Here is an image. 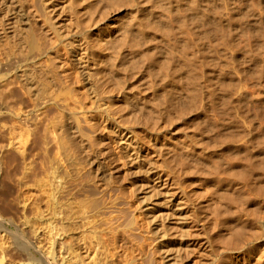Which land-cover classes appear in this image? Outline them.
Returning <instances> with one entry per match:
<instances>
[{"label": "rangeland", "instance_id": "obj_1", "mask_svg": "<svg viewBox=\"0 0 264 264\" xmlns=\"http://www.w3.org/2000/svg\"><path fill=\"white\" fill-rule=\"evenodd\" d=\"M152 5L149 3L150 11L158 10ZM234 6L240 10L256 7L255 14L248 11L244 15L243 24L248 28L256 19L264 20V3L254 5L245 0L226 6L222 24L239 44H218L215 52L220 59L217 68L234 71L245 83L243 94L251 95L259 93L258 84L264 88V78L258 82L239 65L249 45L247 36L238 33L239 26H230ZM199 7L210 11L214 5L201 2ZM188 8L178 1L166 4L165 16L182 39L178 17L181 12L193 16ZM45 14L50 15L47 0H0L2 60L37 54L46 44L43 35L50 41L57 39L61 30L56 26V32ZM206 18L199 20L201 26L210 22ZM119 19L127 20V16L119 15ZM150 20L162 21L157 12ZM214 39L207 36L201 40L198 35V52ZM160 49L158 54L166 56L171 47L164 42ZM176 51L181 53L178 46ZM171 52L175 54L174 49ZM59 53L62 57L55 55L54 62L39 58L42 64L29 62L13 70L26 110H10L7 99L0 97V204L10 217L5 221L7 233L0 229L4 264H24L29 252L13 236L15 230L34 242L32 249L38 256L45 255L50 262L61 258V264H65L64 257L70 264H264L263 246L257 251L250 243L244 249L239 245L241 250L234 248L225 239L233 228L222 225L219 216L211 230L206 219L209 213L198 198V192L205 198L213 192L211 204L222 205L225 211L230 208L225 196L232 189L223 187L225 175L201 174L210 169L207 159L212 156L222 167L229 165L224 154L227 143L221 141L227 133V115L211 108L208 93L215 88L220 91L221 83L208 77L207 65L198 62L201 98L193 103L187 88L178 95L180 108L169 106L161 113L156 109L157 98L165 97V92L156 89L158 77L142 75L130 57L126 65L125 60L119 61V79L129 74L131 82L124 86L134 85L137 92L136 98L120 102L130 110L128 103L132 102L141 118L137 123L136 115L126 117L117 110V96H108L113 86L107 70L103 74L108 83L103 88L95 80L97 66L92 68L69 44ZM259 55L264 57V50ZM52 69L60 74L59 79ZM5 73L0 67V90L6 88ZM204 137L218 143L213 149L204 147L200 144ZM163 179L170 182L165 188L157 182ZM174 190L175 196L194 201L189 205L197 219L192 228L170 215L175 203L170 191ZM67 210L70 215L66 216ZM12 245L21 255L9 259L6 253ZM242 253L247 254L242 257Z\"/></svg>", "mask_w": 264, "mask_h": 264}, {"label": "bare ground", "instance_id": "obj_2", "mask_svg": "<svg viewBox=\"0 0 264 264\" xmlns=\"http://www.w3.org/2000/svg\"><path fill=\"white\" fill-rule=\"evenodd\" d=\"M173 1L182 2L193 11V16H186L180 13L178 17V31L184 36V39L177 36L169 24L170 17L166 15V4ZM245 0H47V8L50 15L45 14V19L55 29L60 28L61 33L55 41H50L47 35H43L46 44L37 54L20 57H14L5 62L0 56V67L6 70L5 85L6 88L0 90V97L7 99V106L10 110H26L24 105V94L20 92L18 79L13 74V70H20L22 66L29 62L42 64L38 59L54 62V56H61L59 53L61 47L69 44L71 50L77 51L81 57L89 62L92 68L97 66L96 82L101 87H106L108 80L103 74L106 70L107 75L113 86V92L108 96H117L118 102L122 99H134L137 92L134 91V85L125 87L130 83V75L124 74L118 77L117 64L119 61L131 58L134 68L141 70L142 75L148 73L150 76L158 77L157 91L165 92V97L157 98V107L161 113L168 110V107L180 108V99L178 95L188 88L190 98L194 103L201 98L202 84L199 82L201 70L198 69V62L202 61L209 68L208 77L216 82L221 83L220 91L217 88L208 91L212 99L211 108L227 115V133L221 137V141L227 143L224 148V154L227 155L226 167H222L221 162L216 161L214 156L207 159V165L210 169L202 171L201 174L213 175L223 173L227 181L223 187L232 189L225 198L229 200V207L225 211L224 207L219 204H211L209 198H205L203 193L198 192L200 202L204 204V209L209 213L206 217L210 223V229L217 226L218 217L222 219V225L225 227L232 226L233 232L225 239L234 244V248L241 250L238 246L243 247L251 244V249L256 250L258 247L264 248V88L258 84L259 93L243 94L245 83L242 79L236 77V73L225 67L217 68L220 63L218 55L215 53L217 45H237V38L228 32L225 25L222 24L221 16L224 8L233 2L242 3ZM250 3L258 5L264 3V0H249ZM186 2V3H185ZM207 2L214 7L206 11L199 7V4ZM149 3L158 10L150 11ZM156 3L157 7L154 5ZM188 8V9H189ZM234 16L230 19V26H239L238 33L241 32L247 36L248 51L246 56L239 60V65L244 68L247 74L253 76L259 82L264 78V57L259 53L264 50V20L262 18L251 22L247 27L244 26V15L249 12L255 14L256 7L252 6L249 10H240L234 6ZM159 14L162 21L150 20L151 14ZM207 12V13H206ZM123 13V14H120ZM127 13V15H126ZM119 15L127 16V20L119 19ZM165 16V17H164ZM208 16V17H207ZM207 17V18H206ZM201 18L209 19L207 25H200ZM55 19L56 21H53ZM167 21L166 24L164 22ZM199 23V25H198ZM210 25V28H209ZM209 28V29H208ZM198 35L201 40L207 36H213L215 42L208 46H203L198 52ZM236 38V39H235ZM166 42L170 51L166 56L158 54L162 50L160 45ZM178 46L181 53L176 51ZM175 50L171 52V50ZM209 54L205 55V50ZM177 55L179 57L178 62ZM62 57V56H61ZM175 59V60H174ZM214 65L215 69H212ZM55 79L60 78V74L52 69ZM183 76V81L179 78ZM49 84V82H47ZM115 84L118 86L117 90ZM188 85V86H186ZM185 86V87H184ZM111 88V87H110ZM114 90L117 92L114 93ZM235 94H238L235 98ZM164 102V104H163ZM132 103V102H130ZM120 102L118 111L126 117L135 116V121L140 122V114L136 107ZM165 109V111H164ZM142 112V111H140ZM128 114V115H127ZM139 114V115H137ZM153 116V112H149ZM243 118V119H241ZM146 123H150L145 121ZM251 122L244 125L243 123ZM201 125V123H199ZM202 126V125H201ZM205 127V126H202ZM260 127L259 129H257ZM255 129V131H254ZM257 129V130H256ZM159 135H155L158 140ZM204 140L200 142L204 147L214 148L218 143L216 140ZM198 144V151H200ZM212 153L201 151L200 154ZM199 171V168H198ZM158 186L165 188L169 181L158 180ZM171 197L175 200L173 209L170 213L175 216L178 222H187L192 228L197 219L190 212L189 205L194 201L183 199L175 196L176 190L170 191ZM146 197H144V200ZM177 200V201H176ZM217 211V212H216ZM70 215L69 210L66 216ZM8 214L0 204V229L2 233H7L8 228L5 225ZM174 222V221H173ZM65 225V224H64ZM71 225V224H70ZM19 229V228H18ZM15 236L22 244L28 248V254H25L24 264H61V258L50 262L45 255L38 256L32 249L35 248L34 242L27 239L20 230H15ZM263 239V240H262ZM212 241V239L210 238ZM258 240L257 244L253 241ZM198 243V242H197ZM196 243V244H197ZM198 245V244H197ZM71 249V246H69ZM251 250V252H252ZM198 251V250H197ZM7 256L12 259L15 254H20V249L11 247L7 251ZM247 253H242L245 257ZM264 254V250L262 251ZM6 256V257H7ZM264 256V255H263ZM82 260L84 255L81 254ZM4 258H0V264L5 263ZM64 263L70 264V259L64 257ZM264 263V262H263Z\"/></svg>", "mask_w": 264, "mask_h": 264}]
</instances>
